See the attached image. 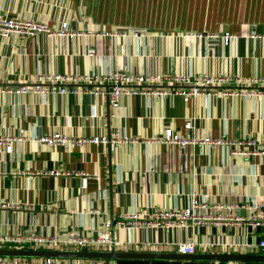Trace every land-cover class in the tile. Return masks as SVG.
<instances>
[{"label":"crops","instance_id":"obj_1","mask_svg":"<svg viewBox=\"0 0 264 264\" xmlns=\"http://www.w3.org/2000/svg\"><path fill=\"white\" fill-rule=\"evenodd\" d=\"M4 15L44 21L52 29L64 21L74 34L0 38V135L21 136L10 153L0 147V235L58 236L75 229L94 236L108 222L116 251L171 252L177 242L222 241L237 245L197 248L196 253L264 254V248L247 246L257 237L264 240L263 227L256 232L219 222L168 228L114 223L132 212L181 209L192 195L199 200L207 196V208L200 213L246 218L254 203L264 202V156L231 154V145L179 148L159 140L165 129L233 141L264 137L263 96L201 94L183 102L177 94H133L121 96L111 108L105 95L4 91L37 73L264 76V37H248L264 34V0H0ZM120 30L126 34H102ZM224 32L234 36L226 45ZM188 118L193 126L184 129ZM114 129L127 141L72 148L38 141L52 132L107 137ZM211 203L223 207L209 208ZM56 259L55 264L101 260Z\"/></svg>","mask_w":264,"mask_h":264},{"label":"built area","instance_id":"obj_2","mask_svg":"<svg viewBox=\"0 0 264 264\" xmlns=\"http://www.w3.org/2000/svg\"><path fill=\"white\" fill-rule=\"evenodd\" d=\"M37 33H43L46 36L61 35L72 36L74 33L68 31L67 23L61 22L57 29L50 28L44 21L35 20L20 16H0V38L9 36H33ZM133 33H135L133 31ZM103 35H125L126 32L106 33ZM191 35V34H190ZM182 34V36H190ZM248 37L261 38L264 34L250 33ZM222 43L228 44L229 40L234 38L233 35L227 32L221 35ZM88 55L92 53L87 52ZM83 83L88 85L84 89H80L77 84ZM107 84L106 88H101V84ZM155 84H161L163 87L158 89ZM233 84L236 89L223 90L224 85ZM75 85V86H74ZM173 89V91H171ZM6 92L16 94H79L87 95H105L108 105L111 108H116L118 100L125 95H143L151 94L157 96H166L170 94L179 95L183 102H187L190 98H195L201 94L211 96H243V97H264V76H252L248 78L230 75L219 74L210 75L201 73L194 76H183L178 74H162V73H129L126 70H113L107 74L85 73V74H64V73H37L31 76V80L27 83H21L11 88L4 89ZM192 121L188 118L183 122V128H192ZM21 136H2L0 135V147L5 153L11 152V144L15 140H19ZM38 141L50 147L60 146L64 148H72L85 143L104 142L108 144H116L127 141V138L121 136L114 129L107 137L92 136L86 137H70L59 132H52L38 138ZM164 143L175 144L179 148H183L194 143H201L212 147L220 145H231V154L243 155H259L264 156V137L258 139L248 137L239 140H227L222 137L197 138L196 136H185L177 131L165 129L160 140ZM207 196L199 200L192 195L187 206L181 209H155L153 211L132 212L125 214L117 219L114 223L123 225L126 222H131L137 228L155 226L159 228L168 227H197L209 224L211 222L223 224H235L247 226L249 230L254 231L255 228L264 227V202H256L251 206V212L246 218L239 216H222L220 214L209 215L200 213V209H206ZM223 206L211 203L209 208L221 209ZM226 207V205L224 206ZM112 223H105L102 228L96 231L94 236L83 235L75 229H69L61 235L43 236L30 232L26 235H0V248H5L4 245L15 244L16 248H21L24 244H30L31 249H60L59 247H68L73 250H95L102 247L113 246ZM219 245L225 250L229 247L234 248L237 244L219 242H177L171 246L172 251L181 254L196 253L197 248L205 250L208 247ZM249 249L264 248V240L259 239L257 243L247 244ZM56 258H27V257H9L0 256V264H55ZM93 264H111L109 260H96ZM212 264H243L238 261L217 262Z\"/></svg>","mask_w":264,"mask_h":264},{"label":"water","instance_id":"obj_3","mask_svg":"<svg viewBox=\"0 0 264 264\" xmlns=\"http://www.w3.org/2000/svg\"><path fill=\"white\" fill-rule=\"evenodd\" d=\"M249 229V228H248ZM264 229V227H263ZM256 232L260 230L255 228ZM259 237L255 239L257 243ZM0 256L27 257V258H83L109 260L115 264L116 260H160V261H238L264 263V254L243 253H193L181 254L178 252H152V251H116L109 250H65V249H31V248H0Z\"/></svg>","mask_w":264,"mask_h":264},{"label":"trees","instance_id":"obj_4","mask_svg":"<svg viewBox=\"0 0 264 264\" xmlns=\"http://www.w3.org/2000/svg\"><path fill=\"white\" fill-rule=\"evenodd\" d=\"M118 263L124 262H135V263H144V262H172L175 263L176 261H160V260H116ZM191 262V261H187ZM243 264H264V263H254V262H243Z\"/></svg>","mask_w":264,"mask_h":264}]
</instances>
